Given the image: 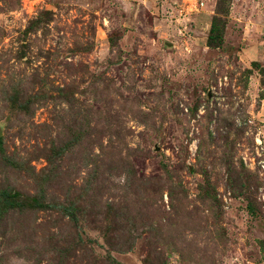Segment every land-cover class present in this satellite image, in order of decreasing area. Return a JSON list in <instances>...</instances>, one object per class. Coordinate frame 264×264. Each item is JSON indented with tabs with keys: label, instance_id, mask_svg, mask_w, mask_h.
<instances>
[{
	"label": "rangeland",
	"instance_id": "rangeland-1",
	"mask_svg": "<svg viewBox=\"0 0 264 264\" xmlns=\"http://www.w3.org/2000/svg\"><path fill=\"white\" fill-rule=\"evenodd\" d=\"M1 192L0 264H264V0H0Z\"/></svg>",
	"mask_w": 264,
	"mask_h": 264
},
{
	"label": "trees",
	"instance_id": "trees-1",
	"mask_svg": "<svg viewBox=\"0 0 264 264\" xmlns=\"http://www.w3.org/2000/svg\"><path fill=\"white\" fill-rule=\"evenodd\" d=\"M0 198H3V201L4 202H6V203H8L9 204V206H11V207H14L15 206V204L14 203H12V201L14 200V199H16L17 198V194H10V193H6V192H1L0 193ZM38 200H36V199H32V201H30V202H27L26 203V205L25 204H23V203H17V205L19 206V207H23V206H29V207H37L38 206Z\"/></svg>",
	"mask_w": 264,
	"mask_h": 264
}]
</instances>
